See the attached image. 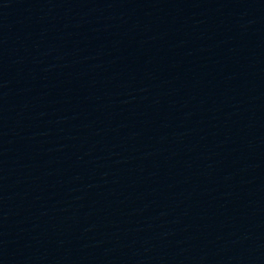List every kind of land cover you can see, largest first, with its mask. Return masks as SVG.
Returning <instances> with one entry per match:
<instances>
[{
  "label": "water",
  "instance_id": "1",
  "mask_svg": "<svg viewBox=\"0 0 264 264\" xmlns=\"http://www.w3.org/2000/svg\"><path fill=\"white\" fill-rule=\"evenodd\" d=\"M0 264H264V0H0Z\"/></svg>",
  "mask_w": 264,
  "mask_h": 264
}]
</instances>
